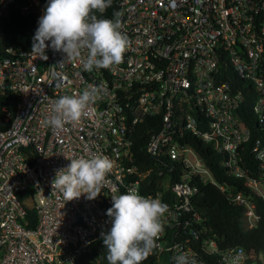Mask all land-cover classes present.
Instances as JSON below:
<instances>
[{
	"label": "built area",
	"instance_id": "built-area-1",
	"mask_svg": "<svg viewBox=\"0 0 264 264\" xmlns=\"http://www.w3.org/2000/svg\"><path fill=\"white\" fill-rule=\"evenodd\" d=\"M12 5L37 19L42 14L39 0H0V17ZM116 12L129 45L123 62L110 69L84 71L51 48L46 60L32 49L8 47L0 55V94L17 97L9 126L0 131V264L107 260L101 237L111 227L106 211L113 195L130 188L168 205L157 248L143 264H176L180 255L209 264L193 250L204 227L192 205L193 182L225 188L187 136L225 154L222 165L247 190L228 192V199L242 207L245 229L258 220L254 198L264 201V0H119ZM89 87L98 88L100 98L80 122L59 131L42 125L53 101ZM236 88H253L251 113L263 135L253 137L242 120L247 93ZM141 126L146 152L161 162L144 169L133 154ZM92 155L114 162L100 195L65 201L52 183L57 172L72 158ZM201 243L208 255L217 252L214 241ZM240 249L219 252L217 264H232ZM243 251L241 264H264Z\"/></svg>",
	"mask_w": 264,
	"mask_h": 264
},
{
	"label": "clouds",
	"instance_id": "clouds-1",
	"mask_svg": "<svg viewBox=\"0 0 264 264\" xmlns=\"http://www.w3.org/2000/svg\"><path fill=\"white\" fill-rule=\"evenodd\" d=\"M111 5L112 0H47L32 38L31 51L46 60L45 50L51 48L63 53L64 59L78 61L87 72L120 65L129 45L121 31V14L114 13L112 19L96 14H103ZM99 98L100 90L95 87L63 95L52 102L50 115L42 125L59 131L66 124L78 123ZM113 168L114 162L103 155L72 158L66 168L57 172L52 183L65 201L81 195L94 200ZM111 201L112 206L106 211L111 227L101 234L108 264H143L157 248L168 205L141 195L136 188L113 195ZM244 258L240 249L232 264H241ZM176 264H195V260L180 255Z\"/></svg>",
	"mask_w": 264,
	"mask_h": 264
},
{
	"label": "trees",
	"instance_id": "trees-1",
	"mask_svg": "<svg viewBox=\"0 0 264 264\" xmlns=\"http://www.w3.org/2000/svg\"><path fill=\"white\" fill-rule=\"evenodd\" d=\"M118 1L112 0L111 7L103 14L96 13L97 16L112 19ZM39 4L43 11L47 0H39ZM37 27L38 19L35 13L32 11L24 12L15 5L10 6L7 14L0 17V55H4V49L8 47L25 51L32 49V38ZM234 79L240 84L245 83L244 80L237 77ZM236 89L247 93L242 104V120L250 129L253 137L263 135L251 113V103L255 95L253 88ZM16 106L17 97L15 94L8 92L0 94V131L9 126ZM144 124H148V120ZM146 130V127L141 126L133 146L136 164L143 169L157 164L158 161L160 162L146 152L145 146L148 135ZM186 141L200 154L217 183L225 188V191H221L209 183L197 184L196 181L193 182L196 192L193 195L192 205L194 210L204 219L202 222L204 227L199 230L198 240L193 242V250L206 259L209 264H217V254L234 247H240L246 252L262 256L261 259L264 262V201L254 198L258 220L254 227L245 229L243 226V209L239 205L231 204L228 199V192L231 194L247 193V190L242 181L228 174L227 169L222 165L225 154L216 152L211 143L202 142L196 137L187 136ZM250 144H252V140ZM163 163L166 166L170 165L165 161H162ZM175 181H177V176L173 175L171 182ZM203 240L214 241L217 252L211 256L208 255L201 243ZM100 264H108V262L102 259Z\"/></svg>",
	"mask_w": 264,
	"mask_h": 264
},
{
	"label": "rangeland",
	"instance_id": "rangeland-1",
	"mask_svg": "<svg viewBox=\"0 0 264 264\" xmlns=\"http://www.w3.org/2000/svg\"><path fill=\"white\" fill-rule=\"evenodd\" d=\"M261 258H262V256H261Z\"/></svg>",
	"mask_w": 264,
	"mask_h": 264
}]
</instances>
